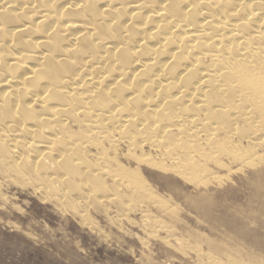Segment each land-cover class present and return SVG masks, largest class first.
Returning a JSON list of instances; mask_svg holds the SVG:
<instances>
[{"label":"bare ground","instance_id":"6f19581e","mask_svg":"<svg viewBox=\"0 0 264 264\" xmlns=\"http://www.w3.org/2000/svg\"><path fill=\"white\" fill-rule=\"evenodd\" d=\"M149 180L192 185L189 207L262 249L188 243ZM11 184L87 225L137 212L206 264H264V0H0V199Z\"/></svg>","mask_w":264,"mask_h":264},{"label":"rangeland","instance_id":"374dc122","mask_svg":"<svg viewBox=\"0 0 264 264\" xmlns=\"http://www.w3.org/2000/svg\"><path fill=\"white\" fill-rule=\"evenodd\" d=\"M240 173L239 171H235L236 175L234 174L232 176V179L233 177L234 179L231 180L232 182L234 181L233 183L236 182V185H239L236 186L237 189H233L235 184L232 182H228L222 186L223 191L221 193L225 192L227 195L229 194L228 201H231L230 204H234V206L245 204L247 197L243 181L237 179L239 177L242 178L243 175H240ZM143 174L147 176L146 170L143 171ZM149 181L154 192L158 195L161 193L160 197L175 207L177 215L175 220L165 215L162 217L173 225L177 234L185 239L187 238L188 240L186 239V241H189L188 243L195 244L198 242L197 244L202 247V249L208 250L209 247L207 246L208 244H205V240L211 238L215 242H222L229 246L236 256L240 246L254 253H258L262 249L249 241L252 238L250 237L251 234L250 236L243 235V237H241L242 234L240 232H235L236 235L234 237V230H237V228H235L236 223L235 220H231V216H226L230 217V227L225 223L218 222L219 225L212 228L207 218L200 216L194 209L189 207V205L185 203L186 198L187 196L189 197L190 194L193 196L196 192V189L193 188L192 185L182 184V182H180L179 186H181V184L183 186L180 188L181 196L177 197L173 194L172 190L166 188L164 185L151 180ZM186 186H189V188ZM227 186H229V188ZM5 188H3V191L7 198L5 200L0 199V264H206L205 260H199L189 248H185V250L184 247H181V249L176 248L174 244L175 240H171V245H166L162 239L164 237L162 232L144 229L141 224V216H139L137 212L128 214V217L124 220L125 222H117V224L116 221H110L109 218L101 215V213L99 214V212L91 210L92 213L90 215L93 223L92 225H87L77 215H74L72 211L64 210L55 203L39 198L33 194L29 188L19 186L16 188V186L12 184ZM185 190H187V192ZM232 192L237 194V196ZM233 201L236 202L234 203ZM180 209L181 211H179ZM152 211L159 215V212L154 208ZM127 219L129 220L128 222H126ZM111 224L113 226H111ZM226 227L232 228V232L230 229V233L227 232L228 228L225 229ZM101 229L103 230L101 231ZM248 229H250V227ZM143 230L145 231L143 232ZM187 231L190 232L187 233ZM125 233L129 234L126 236ZM115 234L118 238L115 237ZM190 234L192 235L190 236ZM199 236L203 238L201 239L203 240L202 242L199 240L201 243L198 241ZM228 236H231L232 239ZM237 237L242 238V241L237 239ZM191 238H193V241ZM238 241H241V243ZM251 245L254 246L252 247Z\"/></svg>","mask_w":264,"mask_h":264}]
</instances>
